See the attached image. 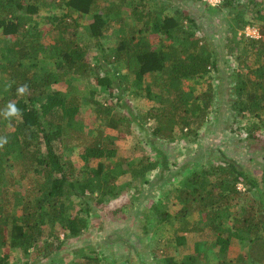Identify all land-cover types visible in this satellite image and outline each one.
I'll return each mask as SVG.
<instances>
[{
    "label": "trees",
    "instance_id": "1",
    "mask_svg": "<svg viewBox=\"0 0 264 264\" xmlns=\"http://www.w3.org/2000/svg\"><path fill=\"white\" fill-rule=\"evenodd\" d=\"M158 1L164 0H0V130H5L9 121L13 128L0 135V143L7 139L0 147V264H11L10 250L18 248L29 257L32 254L35 263L46 260L43 264H55L57 252L69 245L68 240L79 239L89 230L91 212L97 208L91 203L105 205L123 191L125 187L116 182L120 176L130 174L133 179H141L160 167L158 161L146 159L136 166L126 158H117L116 140L122 133L113 137L102 130L119 126L110 107L96 103L100 106L96 115L99 125L91 135L95 130H90L82 118L75 93L79 81L95 78L97 85L114 95L123 83L128 84L129 75L142 88L145 76L161 74L146 88L157 103L147 115L159 127L156 134L172 141L175 130L188 136L194 126L197 130L204 124L213 102L212 87L204 93V99L185 91L183 85L186 80L217 70L216 53L205 37H198L185 26V20H193L184 12L176 17L162 16L160 9L154 11ZM263 4L264 0H223L214 11H229L232 33L238 23L247 25L246 9ZM54 9L64 13L48 20L55 35L54 44L46 46L37 18L42 11ZM75 15L87 16L90 22L81 25ZM261 15L264 35L262 11ZM111 29L115 30L116 42L108 48L102 39ZM152 36L160 37V47L149 44ZM246 43L260 62L250 69L247 79L241 77L235 82L238 100L231 110L234 120L249 113L261 123L248 132L252 138L255 129H264V36L259 40L248 38ZM230 44L227 48L232 53L235 49ZM91 48L101 56L94 67L88 56ZM104 65L119 67L123 75L112 77L107 71L100 75ZM23 85L28 86L27 92L20 96L17 89ZM61 85L66 89L58 88ZM152 88H158V93L152 95ZM9 103L20 110L18 117L3 116ZM70 134L87 139L80 167L65 162L56 150L55 144ZM9 169H19V180L26 183L23 192H14L11 202ZM15 182L10 185H17ZM73 196L90 203L89 207L71 209L68 202ZM177 198L178 217L185 219V226L180 230L183 235L173 241L176 251L189 247L187 235L203 239L209 233L212 246L225 257L233 242H250L249 253L241 254L236 262L220 264H247L248 257L264 264L263 181L226 159L194 171L178 190ZM9 206L17 212L12 213ZM150 210L160 223L172 218L158 204H152ZM197 213L198 221L190 223L187 217ZM49 228L52 232L59 228L64 239L53 233L45 241ZM203 243L207 241H195L192 251L182 256L165 249L164 264H202ZM79 252L82 258L75 264H103L97 251Z\"/></svg>",
    "mask_w": 264,
    "mask_h": 264
},
{
    "label": "rangeland",
    "instance_id": "2",
    "mask_svg": "<svg viewBox=\"0 0 264 264\" xmlns=\"http://www.w3.org/2000/svg\"><path fill=\"white\" fill-rule=\"evenodd\" d=\"M110 0H106L108 2ZM262 0H258L261 2ZM245 0H243V3ZM153 6L154 11L160 9L162 16H176L184 12L193 22L185 20V26L195 32L200 38H206L216 53L217 70H212L205 77H198L186 80L183 85L185 91L204 98L211 86L213 89V102L209 108L204 124L199 129L195 126L193 133L186 136L179 130H175V140L169 141L158 136L157 123L150 120L147 115L149 110L157 105L155 98L149 96L147 87L160 79L161 74L145 76L144 85L139 88L135 84L134 77L128 76V84L123 83L118 87L114 95L105 87L96 84L95 78L83 79L77 83L76 94L80 99L82 118L86 121L90 130L98 129L96 121L97 108L110 107L113 115L117 117L116 129L102 128L108 136L121 137L116 140L117 158H126L138 166L142 161H158L160 167L153 172L146 174L145 178L133 179L131 175H124L118 178L117 185L125 188L121 193L111 199L105 205L98 206L96 202L91 205L97 206L96 212H91V226L79 239H70L67 248L57 252L59 259L55 264H75L81 260V252L97 251L103 264H164L162 251L176 253L182 256L183 253H190L195 241H207L201 246L203 252L202 264H220L230 261L236 262L241 254L250 251V242L235 241L230 246L227 256H222L212 246L213 240L209 233L198 239L197 235H187L189 247L183 252L176 249L173 242L176 237L183 235L182 228L185 226V219L178 217V190L183 187L187 179L194 171L201 167L216 166L222 160L236 162L239 166L251 172V174L264 182V129H255L254 136L249 138V131L254 125L261 124L255 116L243 113V116L235 118L231 110L233 102L238 100L235 94V82L241 77L247 79L250 69L260 62L259 56L253 48L246 43L248 38L259 40L264 35L262 29V15L264 4L258 7L246 9L244 23H238L236 29L230 32L231 20L229 11L221 10L215 12L214 8L201 0H164L158 1ZM154 3L151 4V6ZM246 5V4H245ZM160 7V8H159ZM64 11L54 9L44 10L37 18L39 27L44 33L43 43L46 46L54 44L55 31L49 19L59 17ZM81 25L90 22L87 16L75 15ZM248 23H251L248 25ZM246 25V26H244ZM82 37L87 39L84 30L81 29ZM115 30L106 32L104 39L105 46L110 48L116 42ZM258 38H255L257 37ZM231 37L232 44L229 43ZM154 47L161 46L160 37L152 36L150 43ZM232 45L235 49L230 53L227 48ZM254 51V52H253ZM92 66L96 64L97 58L101 56L94 49L88 53ZM44 64L51 65L44 60ZM99 74L105 71L113 77L123 75L120 68L114 65H104ZM124 68V67H122ZM125 71V69L123 70ZM121 81H124L122 78ZM60 89H66L63 85ZM158 93V88H152V95ZM205 99V98H204ZM98 105H97V104ZM97 122V123H96ZM264 122V115L262 118ZM13 131L10 121L5 130H0V135ZM196 132V133H194ZM185 133L186 130H185ZM96 130L91 134L95 135ZM86 138V137H85ZM77 138L75 135L65 136L55 144L57 152L65 162L74 163L77 167L82 165L81 154L84 151L87 139ZM110 161V160H109ZM19 169H9L8 201H14L15 191H24L25 181L19 180ZM11 181L17 185L11 186ZM1 196V193H0ZM255 196V195H254ZM256 197V196H255ZM7 204V203H5ZM69 207L74 211L87 209L90 203L82 199L72 197L68 202ZM158 204L164 211L171 215L169 222L160 223L152 214L150 207ZM10 211L16 213L10 206ZM16 211V212H15ZM199 214H194L187 219L190 223L198 221ZM63 233L59 228L53 232L47 229L44 240L50 239L52 234ZM207 236V237H206ZM84 247L85 249H83ZM82 248V250H80ZM11 251V252H10ZM11 264H43L46 262H33L21 249L10 250ZM256 257L255 251L252 253ZM247 264H262L248 257Z\"/></svg>",
    "mask_w": 264,
    "mask_h": 264
},
{
    "label": "clouds",
    "instance_id": "3",
    "mask_svg": "<svg viewBox=\"0 0 264 264\" xmlns=\"http://www.w3.org/2000/svg\"><path fill=\"white\" fill-rule=\"evenodd\" d=\"M27 85H23L17 89V94L22 96L27 92ZM20 115V110L16 107L15 103H9L7 108L3 112V116L5 119H11L13 117H18ZM3 142L0 143V147H3L5 143H7V139L3 138Z\"/></svg>",
    "mask_w": 264,
    "mask_h": 264
},
{
    "label": "built area",
    "instance_id": "4",
    "mask_svg": "<svg viewBox=\"0 0 264 264\" xmlns=\"http://www.w3.org/2000/svg\"><path fill=\"white\" fill-rule=\"evenodd\" d=\"M201 1L205 2L206 4H208L209 6H212V7L219 6L223 2V0H201ZM255 38H258V36Z\"/></svg>",
    "mask_w": 264,
    "mask_h": 264
}]
</instances>
